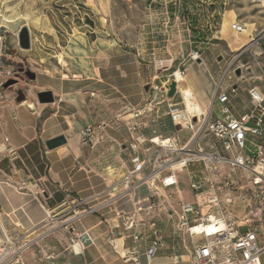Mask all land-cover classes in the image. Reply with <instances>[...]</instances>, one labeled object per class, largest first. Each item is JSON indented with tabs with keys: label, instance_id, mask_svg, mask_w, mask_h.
Segmentation results:
<instances>
[{
	"label": "rangeland",
	"instance_id": "rangeland-1",
	"mask_svg": "<svg viewBox=\"0 0 264 264\" xmlns=\"http://www.w3.org/2000/svg\"><path fill=\"white\" fill-rule=\"evenodd\" d=\"M256 1L258 0H0L2 58L7 69L18 74L14 80L2 77L0 90L19 94L22 98L20 103L23 105H29L35 98L37 108L49 106L51 103L40 104L36 97V92L40 89V83L37 82L40 73L49 69L60 77L71 80L70 84L65 86L67 90L91 89L101 91L102 95L116 93L107 92L106 86L96 81V76L101 73L104 78L105 72H108L106 68L109 58L115 54L112 48L118 44L123 51L136 55L146 71L152 73L153 80L147 86L152 96L153 86L161 89L169 77L178 70L184 71L188 76L193 64L200 67L199 75L203 77V74H206L208 80V70L215 76H221L224 75L223 71L229 70L230 64H235L236 67H240L238 69L240 74H237V71L230 74L227 81L237 87L234 96L235 106L236 110L242 113L250 106V89L258 88L264 92V1ZM5 17H14L15 22L23 27L28 26L34 41L38 40L36 53L19 48L16 41L18 37L12 36L5 28L10 26L9 23H4ZM225 20L230 24L239 23L245 26V30L253 31L251 37L247 39L248 46H241L237 52L234 49L239 45L233 44L232 48L229 47L237 34L231 27L226 35L221 33ZM78 35H83L85 40H79L73 46L72 57L67 59L62 55L65 50L68 51L72 40ZM77 47L83 49L85 54L77 52L75 50ZM192 54H198L200 58L193 60ZM64 60L67 63H64ZM115 60L119 64L120 59ZM113 64L115 62H112ZM180 78L181 75L178 73L177 80L181 85L179 91L184 96L185 105L192 101L195 105L188 106L192 114L201 113L202 109L196 95L187 84L188 78ZM92 91L87 100L88 104L97 96ZM115 97L119 98L118 94ZM151 99L152 97L138 108L145 107L152 110L148 113H153L158 108L172 103L171 100H167L162 105L149 106ZM117 106L118 115L132 109L121 103ZM217 113L216 107L214 114ZM185 136L187 138L188 133L185 132ZM146 147L144 143L140 146V151L143 152ZM191 165H202L204 173H195L198 177L191 174L192 182L188 169L163 174L159 181L155 182L154 187L157 188L158 196L150 200L154 206L153 210L140 212V219L145 222L149 218H163L162 214L165 211H161L162 209L170 211L174 218L173 225L158 226L165 247L162 253L158 252L152 264H179L191 260L199 238H191L180 230L177 213L184 203L204 206V200L211 194L220 197L221 215L231 220L236 227L249 221V224L264 233V225L261 224L264 206L261 204L259 194L250 191L248 173L241 170L232 172L230 168L223 167L221 174H215L207 171L201 162ZM147 174L148 171L142 176ZM209 174L214 180L213 185L205 184V177ZM172 176H175L177 184L166 188L163 180ZM224 178L238 183L239 191L230 190ZM191 183H201L202 190L193 191ZM145 188L151 195L149 186ZM239 195L249 196V200L245 201ZM10 215L11 219L18 223L15 220V213L11 212ZM53 216L54 213L50 215V222L47 221L26 234L16 236L22 239L21 244H24L39 235H44L35 240L26 251L25 261L27 264H81L71 247V235L61 226L60 220L52 218ZM7 219L11 221L10 217ZM15 227L20 225L16 224ZM133 230L134 228L130 232ZM134 233L135 231L130 234L128 241L131 247L140 251L144 241L134 243L132 239ZM109 246L112 244L109 243ZM114 250L116 251V248ZM125 254L124 250L119 254L114 252V260H117L118 264H135L129 261L130 256ZM140 263L148 264L145 256L141 257Z\"/></svg>",
	"mask_w": 264,
	"mask_h": 264
},
{
	"label": "crops",
	"instance_id": "crops-1",
	"mask_svg": "<svg viewBox=\"0 0 264 264\" xmlns=\"http://www.w3.org/2000/svg\"><path fill=\"white\" fill-rule=\"evenodd\" d=\"M22 27L17 22L11 23L7 31L17 37ZM37 43L38 40L34 41L32 37L31 51L35 53ZM112 50L115 54L109 58L106 68L108 72H105L104 78L99 73L96 81L103 83L107 92L116 93L102 95L98 90H67L65 86L71 80L62 78L49 69L41 71L37 80L40 89L36 92L37 98L40 93L53 94L54 102L49 106L37 108L35 98L32 107L30 104L23 105L20 103L22 99L19 94L0 90L2 226L10 237L16 238L47 221L50 222L49 218L53 213L52 218L60 222L73 220L72 226L82 236L85 248L83 255H76L81 264H118L114 260V252L119 254L124 250L126 253L134 249L128 241L134 231L142 234L144 241L139 251L141 259L151 245L153 232L161 231L160 225H173V215L163 209L161 211L165 212L161 219L149 218L146 222L140 219V212L148 211L151 205L149 192L142 186L122 199L120 195L124 192L123 179L132 169L133 147L138 145L137 138L145 141L147 146L150 139L158 136L172 138L180 146H185L191 140V132L179 129L170 118L169 106L183 110L186 105L187 108L195 105L194 102L191 105L187 102L185 105L180 94L182 92H177L173 99L169 98L171 104L141 118L131 121L134 114L129 110L118 115V103L125 107L138 108L150 100L152 92L147 90V86L153 79L152 73L146 71L136 55L123 51L118 44ZM115 58L120 59L119 64ZM112 62L115 64L112 65ZM41 68L43 69L42 66ZM198 69L200 67L195 64L191 66L186 76L187 84L193 88L196 99L204 109L203 113H207L212 106L213 90L222 82L224 75L215 76L208 70V80L206 74L203 77L199 75ZM226 71L227 69L223 74ZM234 85L225 80L222 89L226 91ZM91 91L97 96L88 104ZM116 94L119 98L115 97ZM235 103L233 98L232 112L236 118H240L248 112L250 106L240 113L236 110ZM216 107L218 113L214 114ZM220 109L221 105L216 103L213 107V118L223 119ZM132 124H139L141 127L133 132L130 129ZM88 126L96 127L93 147L81 143L80 133ZM185 132L188 133L187 138ZM59 136H65L67 143L49 150L46 142ZM8 149L14 150V153L9 154ZM195 173L203 174V166H189L190 182L191 174L198 177ZM140 178L141 176L135 178L134 182H138ZM73 210L94 212L75 220ZM11 212L15 213L18 223L11 219ZM127 218L135 220L137 226L133 232L126 228ZM15 224L20 227H15ZM41 236L44 235L31 241ZM159 252L162 253V249ZM261 262L264 264V255ZM179 264H191V260Z\"/></svg>",
	"mask_w": 264,
	"mask_h": 264
},
{
	"label": "built area",
	"instance_id": "built-area-1",
	"mask_svg": "<svg viewBox=\"0 0 264 264\" xmlns=\"http://www.w3.org/2000/svg\"><path fill=\"white\" fill-rule=\"evenodd\" d=\"M260 1L264 0L256 2ZM232 31L241 35L245 32V26L236 23L233 25ZM2 57L3 38L0 39V79L2 77H6L7 80L16 79L18 74L14 70L7 69ZM191 57L193 60L200 58L198 54H192ZM238 69L240 67H236L235 64L229 65V70L224 74L222 82L216 86L209 112L191 114L187 112L186 108L178 110L172 105L169 106L173 124L181 130L191 132V140L185 146H180L172 138L155 137L147 142L148 146L141 152L140 146L146 142L136 139L138 145L133 147L132 169L123 179L124 192L120 198L123 199L142 186H149L150 200H153L158 196L157 188L154 187L155 182L159 181L163 174L169 171H183L188 169L191 164L201 162L207 171L215 174H221L223 167L230 168L232 172L241 170L248 173L251 183L250 191L259 194L261 204L264 206V92L258 88L250 89V108L242 117L236 118L232 112V100L237 93V87L230 86L228 90L224 91L222 84L227 78H230V74H235ZM178 73L182 79H185V72L178 70L169 77L161 89L158 86L152 87L153 96L149 106L152 104L159 106L170 100L168 97L170 85L172 82H176L178 86ZM177 92L180 93L178 89ZM180 94L185 101L182 93ZM216 103L221 105L220 114L223 119L213 118V107ZM154 109L156 108L154 107ZM129 111L134 114L132 120L143 117L149 111L152 112L145 107L132 108ZM140 127L139 124L130 125L133 132H137ZM95 130V126H88L81 131L80 138L84 146H94ZM8 153L13 154L14 150L8 149ZM2 159L3 155L0 154V162ZM146 171L148 174L142 176ZM139 176H141L140 180L134 182L135 178ZM220 177L222 176L220 175ZM221 179L223 180V178ZM167 180L168 178L163 180V185L166 188L177 184L176 180L172 183H167ZM224 180L227 181L226 184L230 190L239 191L238 183L234 180L227 178ZM205 184H214L211 174L205 177ZM202 188L201 183H191L193 191L199 192ZM239 197L245 201L249 200V196L239 195ZM220 203V197L217 194H211L204 200V206L184 203L177 213L180 230L191 238H199L192 254L191 264H262L264 233L260 232L256 226L249 224V221L236 227L231 220L221 215ZM153 208L154 206L150 205L148 211H152ZM139 211L141 210L139 209ZM93 212V210L81 212L73 210V216L75 220H80ZM72 221L65 220L60 223L71 235L70 242L74 254L81 256L85 250L81 240L82 236L76 232ZM222 222L225 227L220 228ZM261 224L264 225V217L261 219ZM136 226L135 220L127 218L126 228L128 230ZM198 228H201L199 232H197ZM208 228H212L210 232H208ZM153 237L151 245L145 252L148 264H152L158 252L164 247L161 231L155 230ZM132 239L137 244L143 240L142 234L135 232ZM21 241L20 238L10 237L5 232L0 220V264H27L24 256L34 241L24 244H21ZM125 255L130 256L129 261L141 264L137 249L127 251Z\"/></svg>",
	"mask_w": 264,
	"mask_h": 264
},
{
	"label": "bare ground",
	"instance_id": "bare-ground-1",
	"mask_svg": "<svg viewBox=\"0 0 264 264\" xmlns=\"http://www.w3.org/2000/svg\"><path fill=\"white\" fill-rule=\"evenodd\" d=\"M234 20H235V19H234ZM4 22L9 23V24L14 23V22H15V18H14V17H5V18H4ZM233 25H234V23L230 24V22H229L228 20H225V21L223 22V25H222L223 28H222V30H221V33H222L223 35H226L227 32L229 31V27L232 28ZM251 26H253V25H251ZM246 27H250V25H246ZM3 28H4V26H3ZM5 28L7 29V27H5ZM5 28H4V29H5ZM252 32H253L252 30H247V29H246L244 33H242L241 35H237V37L233 40V42L229 44V47L232 48V45H233V44H235V45H239V47H236V48L234 49L235 52L239 51V50L241 49V46L244 47V46H246V45L248 44L247 39H249V37H251ZM79 40L84 41V39H82V36H79V35L76 36V39H75V40H72L71 45L68 47V51L65 50V52L63 53L62 56L66 57L67 59H71V57H72V53H71V52H73V50H74L73 46L76 45L77 42H78ZM247 46H248V45H247ZM75 50H76L77 52H82V54H85V51H84L83 49H80L79 47L75 48ZM69 51H70V52H69ZM60 59H61V58H60ZM63 62H64V63H67L66 60H64ZM180 79H181V78H180ZM180 79H179V80H180ZM180 88H181V85H180V82L178 81V90H179ZM190 89L193 90L192 87H191ZM193 91H194V90H193ZM197 101H198V100H197ZM188 102H189L190 105L192 104V101H188ZM198 103H199V101H198ZM29 104H30L31 107L33 106L32 103H29ZM199 106L201 107L202 112H203L204 109H203V107L201 106L200 103H199ZM207 107H209V106H207ZM186 110H187L188 113H191V114H192L191 110H189L187 107H186ZM208 110H209V109H208ZM158 141H159V140H158ZM172 182H175V176H172V177L168 178V180H167V183H172ZM0 220H1V219H0ZM43 222H44V221H43ZM15 225H16V224H15ZM223 227H225V224L222 222V224L220 225V228H223ZM3 228H4L5 232L8 234V232L6 231V228H5L4 226H3ZM211 229H212V228H208V229H207L208 232H210ZM200 230H201V228H198V229H197V232H199ZM75 250L77 251V248H75Z\"/></svg>",
	"mask_w": 264,
	"mask_h": 264
},
{
	"label": "water",
	"instance_id": "water-1",
	"mask_svg": "<svg viewBox=\"0 0 264 264\" xmlns=\"http://www.w3.org/2000/svg\"><path fill=\"white\" fill-rule=\"evenodd\" d=\"M17 37H18V45L21 50L29 51L32 49V35L28 26L22 27ZM237 74H240L239 70H237ZM177 89H178L177 83L172 82V84L170 85V90L168 92V97L170 99H173L176 96ZM38 100L41 104L53 103L54 102L53 94L51 92L40 93L38 95ZM66 143H67L66 137L59 136L57 138L47 141L46 146L49 150H53L65 145Z\"/></svg>",
	"mask_w": 264,
	"mask_h": 264
}]
</instances>
